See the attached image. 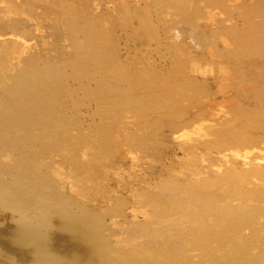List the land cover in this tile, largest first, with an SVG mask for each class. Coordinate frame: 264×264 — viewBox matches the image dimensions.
<instances>
[{"label":"bare ground","instance_id":"1","mask_svg":"<svg viewBox=\"0 0 264 264\" xmlns=\"http://www.w3.org/2000/svg\"><path fill=\"white\" fill-rule=\"evenodd\" d=\"M8 1L10 6L0 7L3 155L9 150L29 151L35 137H60L70 118L76 119L72 112L77 113L79 104L90 100L95 104L106 100L111 108L139 112L142 118L157 121L154 130L165 121L171 127L178 122L188 127L209 119L212 139L201 144L219 152L227 162L236 160V165L228 164L222 170L197 169L190 176L171 174L161 178L157 189H143L150 218L127 225L124 244L131 251L125 248L121 259L124 264H264V164L241 154V146L254 139L264 141V0L203 1L212 10L222 7V16L203 12L202 0H171L166 5L165 0H150L145 8L117 0L115 7L103 5L99 12H95L93 0ZM99 1L108 4V0ZM164 7L177 14L170 25V12L158 11ZM25 10L35 14L39 26L48 25V34L44 28L39 37L44 38L35 44L22 38V31L28 35L33 31L32 22L23 16ZM153 17L162 30L152 23ZM202 17L207 21L201 22ZM126 29L132 37L139 31L149 36L147 41L159 38L174 50L171 62L158 64L148 57L150 60L139 63L141 57H130V47H121L117 33ZM181 36L199 43L195 56L191 55L197 48L192 47L194 42L191 45L190 40L180 39L179 44ZM184 48L191 53L187 57L186 52L190 64L181 63V56L176 59ZM192 58L217 62L212 88L220 99L201 111L193 107L213 90L204 77L203 64ZM180 128L176 131L183 130ZM3 158L0 156V200L18 208L23 223L32 226L36 218L48 216L49 203L55 197L42 189L49 185L32 170L31 156L13 158V163H2ZM139 239L144 241L139 243Z\"/></svg>","mask_w":264,"mask_h":264},{"label":"rangeland","instance_id":"2","mask_svg":"<svg viewBox=\"0 0 264 264\" xmlns=\"http://www.w3.org/2000/svg\"><path fill=\"white\" fill-rule=\"evenodd\" d=\"M1 1L0 7L6 9L10 6L8 0ZM93 1L95 2L93 3L95 12H99L103 5H107L109 8L110 6L111 8L115 7L117 0H108V4L107 1L104 4H101L99 0ZM124 1L143 8L151 4L150 0ZM170 1L165 0V5L169 4ZM203 1L200 2L203 3L201 5L203 12H214L218 16L224 15L222 7L218 6L214 11L207 7L208 5ZM237 1L241 2L243 0ZM230 2L234 3V1H225V3ZM167 9L168 7H166V10L165 7L159 8L158 11L159 13L170 12L167 14L169 16L167 20L170 21H167V23L170 25L175 21L174 18L178 19V17L173 9L170 8L169 11ZM26 10L24 12L27 14L23 12V16L28 17L30 23L32 22L31 30L33 29L34 32L31 33L35 35L31 33L28 35V31L25 33L22 31L23 36H21L28 42L30 40V43L35 44L40 41L39 39L44 38V36L39 38L42 35V30L45 31L44 28L46 34H48V25L44 23L43 27L39 26L35 14L33 16L28 15ZM40 10L39 8L38 13H40ZM152 12L156 13L155 10H151ZM220 12L222 15H220ZM233 14L237 16L238 13L234 10ZM156 19L157 17H153V21H155L152 23L161 28V24ZM200 21L205 22L207 18L202 17ZM107 24L110 23L107 22ZM185 27L187 28L186 25H180V28ZM36 30L40 32L36 33L38 32ZM128 30H117V33L119 32L118 35L123 41L119 39L121 47L124 48L127 45L130 47L132 54H130V57H141L139 63L150 59V61H155L158 64L171 62L169 60L173 57L171 56V58L170 55H174L175 52H173L174 50L170 51L159 38H154L157 43L151 39V44L150 41H147L150 39L149 36H145L143 33V35H140L138 31L135 39L130 34L131 30ZM159 30H162V28ZM24 35L29 38L27 39ZM180 39L182 41L190 40L191 45L194 42V45H192L194 48L199 45L196 40L193 41V39L184 36L179 37L177 41L179 44L182 42ZM140 50H142V53H140ZM159 50L161 52H158ZM183 50L179 52V55L177 54L176 59L181 56V63L190 64V60L186 58L188 52L185 48ZM197 50L199 51L200 47H197L192 52L193 54L188 53L187 57L190 54L195 56ZM166 58L168 61H166ZM194 60L203 65L206 64L202 65L206 71L204 77L208 78L211 90H213L211 93L202 95L200 101L197 102L198 104L193 107L196 111H201V109L209 108L211 102L220 99V94L214 91L215 88H212L215 86L214 81L217 76L215 72L217 62L212 64L214 60L212 61L209 58ZM206 60H209V64ZM191 65L189 69L192 68ZM197 74L200 76L201 73ZM197 81H200V77L197 78ZM209 96H213V98H208ZM105 101L98 100L97 102L102 104H95L94 101L90 100L85 104H79L80 106L77 109L79 108L81 111L79 109L77 113L71 111L76 119L70 118L69 126L58 138L43 139L35 137L32 140L33 146L29 151L9 150L5 152V155L0 151V156H5L2 163L5 161L13 163V158L17 159L25 155L31 156L32 170L41 175L44 182L49 185V187H42V189L52 193L55 197L54 202L49 203L47 219L44 215L36 218L33 227L26 225L25 222L23 223V214L18 208L6 205L0 200V264H41L39 257L44 259L42 264H51V262L52 264H121V256L125 253L124 249L128 248L126 252L131 249V247H125L124 244V240L128 237V226L134 221L142 222L150 218V205L141 195L144 190H154L157 184L162 182L160 181L161 178L164 180L171 174H173L171 176L175 174L177 176H190L197 169L204 171L209 169L222 170L228 164L236 165L234 163L237 162L236 160L227 162L221 158L219 152L207 150L201 144L205 140L212 139L211 121L209 119L198 121L188 127L182 122H178L176 127H171L165 121L159 128L156 127L154 130L153 128L157 124L156 120L144 119L139 112L136 113L125 108H111L108 103L105 104ZM101 113L105 115H101ZM146 126L153 130H149ZM177 127H181L180 129L183 130L176 131ZM148 135L151 139L149 137L146 139ZM43 142L47 143L48 146L43 145ZM241 150V154L246 158L257 159V161L264 164V141L254 139L241 146ZM23 197L27 198V196ZM52 203L53 205H51ZM39 221L45 222L40 224ZM143 241V239H139V243ZM112 259H118L119 263L114 260L113 263H110L109 261L112 262ZM121 262L124 264L123 260Z\"/></svg>","mask_w":264,"mask_h":264}]
</instances>
